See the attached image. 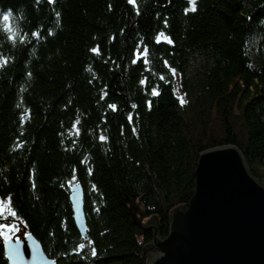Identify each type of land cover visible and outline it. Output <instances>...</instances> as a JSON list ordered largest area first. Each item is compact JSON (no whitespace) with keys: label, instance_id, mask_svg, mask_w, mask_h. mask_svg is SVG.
<instances>
[{"label":"trees","instance_id":"16d2710c","mask_svg":"<svg viewBox=\"0 0 264 264\" xmlns=\"http://www.w3.org/2000/svg\"><path fill=\"white\" fill-rule=\"evenodd\" d=\"M135 4L0 0V198L17 213L0 224L57 264H147L152 231L128 206L166 236L205 149L237 146L264 181V0H197L187 14L188 0Z\"/></svg>","mask_w":264,"mask_h":264},{"label":"water","instance_id":"95a60500","mask_svg":"<svg viewBox=\"0 0 264 264\" xmlns=\"http://www.w3.org/2000/svg\"><path fill=\"white\" fill-rule=\"evenodd\" d=\"M194 178L189 202L170 210L164 237L155 217L146 220L136 204L128 206L138 233L152 231L147 264H264V182L251 172L241 150L230 144L203 150ZM69 201L75 225L86 237L79 183L70 187ZM3 251L8 264L55 262L31 233L4 240Z\"/></svg>","mask_w":264,"mask_h":264},{"label":"snow or ice","instance_id":"6c2138e0","mask_svg":"<svg viewBox=\"0 0 264 264\" xmlns=\"http://www.w3.org/2000/svg\"><path fill=\"white\" fill-rule=\"evenodd\" d=\"M49 3H54V0H48ZM129 3L133 4V6L135 7V0H128ZM188 3L190 5V7L188 9L185 10L186 14L188 11H192L195 12L196 11V3L197 0H188ZM10 15V14H9ZM9 15H5L3 17V19L5 20V22L8 21L9 19ZM8 31H11V29L9 28ZM34 35H38V34H34ZM165 39L167 43H172V41L170 39H168L167 37H165L164 33L161 32L159 33V35L156 37V42L159 43L161 41V39ZM14 39V38H13ZM93 51H98V49H94ZM144 56H147V49H144ZM145 62H147V60L145 59ZM167 63V62H166ZM172 74L175 75L176 74V70L170 69ZM161 79H163V77H161ZM141 83H145V81H141ZM106 94V93H105ZM152 94L155 95H159L158 91L156 89H153ZM180 102L183 105L185 103V101L183 100V98H180ZM151 106V104L149 103V107ZM110 108H112L114 111L116 110V105H109ZM133 108L136 107V105L132 106ZM132 117L129 116V120L131 121ZM78 123V121H77ZM133 131H135V129H133ZM100 139L103 141L106 139V137L101 136ZM5 213H8V215L12 216V217H16L17 213L12 209V197L9 196L7 198V201H5L3 198H0V216H3ZM19 229L17 228L16 225H9V224H0V235H3L4 238L7 240L9 238V234L11 232L14 231H18ZM79 249L83 250L85 248V244L81 243L79 244ZM92 256L96 255V250L95 248H92L91 251ZM12 257L10 256L9 259H11ZM53 264H55V262H53Z\"/></svg>","mask_w":264,"mask_h":264},{"label":"rangeland","instance_id":"374dc122","mask_svg":"<svg viewBox=\"0 0 264 264\" xmlns=\"http://www.w3.org/2000/svg\"><path fill=\"white\" fill-rule=\"evenodd\" d=\"M263 181V180H262ZM264 182V181H263ZM15 232V231H14ZM14 232H11L10 234H9V238H12L13 240H19V239H22L24 236H21V237H19V235H18V233L17 234H14Z\"/></svg>","mask_w":264,"mask_h":264}]
</instances>
